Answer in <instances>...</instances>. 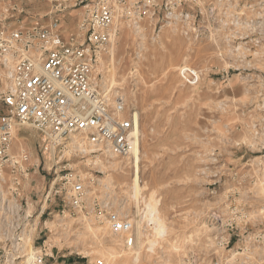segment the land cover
<instances>
[{
	"label": "rangeland",
	"instance_id": "rangeland-1",
	"mask_svg": "<svg viewBox=\"0 0 264 264\" xmlns=\"http://www.w3.org/2000/svg\"><path fill=\"white\" fill-rule=\"evenodd\" d=\"M51 1L16 0L21 12L14 19L18 18L22 26H47L55 16L60 33L69 38L76 32L80 6L72 8L74 2ZM222 2L231 10L230 15L241 14L240 33L259 36L257 56L245 61L224 60L217 57L211 42L187 40L169 27L153 33L156 21L152 20H143L138 28L127 23L117 26L108 60L109 79L138 117L141 190L136 197L131 187L134 168L130 154L95 163L89 157H72L69 162L71 170L81 178L95 179L94 183L85 184L89 188L86 212L90 211L88 205L93 198L105 200L108 194L113 208L128 213L135 222L136 217L141 220L144 204L154 192L165 225L162 238L156 237L154 226H147L144 219L139 242L127 252L92 215L80 213L65 225L59 222L54 215L61 204L53 193L62 183L52 188L54 184H50L51 178L45 171L48 166L42 170L35 134L29 127L16 128L15 148L31 154L32 166L40 164L21 178L17 201L21 214L32 215L26 233L34 225L32 221L46 209L39 225L42 228L45 222L49 232L39 235L41 228L35 231L34 225L32 235L33 250L45 240L48 253L53 256L46 258L45 264H95L98 259L104 264H178V251L170 242L193 226L186 228L188 221L178 213L189 209L199 216L214 207L217 200L230 201L226 200L227 194L223 195V188L232 187L241 196L247 194L246 200L252 201L256 210L264 206V150L257 147L264 145V0ZM58 4L61 7L57 8ZM181 65L201 70L198 86L191 88L180 82L177 68ZM253 124L260 129L256 136ZM94 169L97 174H92ZM215 174L222 179L216 198L209 195L208 187ZM140 196L145 199L143 204L139 202ZM149 240L157 243L152 250L148 248ZM8 250L6 247L5 251ZM135 254L139 257L136 263L132 261Z\"/></svg>",
	"mask_w": 264,
	"mask_h": 264
},
{
	"label": "built area",
	"instance_id": "built-area-1",
	"mask_svg": "<svg viewBox=\"0 0 264 264\" xmlns=\"http://www.w3.org/2000/svg\"><path fill=\"white\" fill-rule=\"evenodd\" d=\"M60 2H74L71 7L81 9L76 32L69 38L60 33L55 16L47 26L19 25L20 20L14 19L21 12L16 0H0V264H25L19 246L32 215L21 214L18 188L21 178L40 165L32 166L31 154L15 148L17 127H29L35 134L42 170L48 166L45 171L52 188L62 183L53 193L61 204L54 215L58 221L65 225L80 213L92 215L120 241L122 250L130 252L135 247L133 219L113 208L108 194L105 200L93 198L86 212L85 184L95 179L81 178L69 163L72 157H89L95 163L130 154L136 113L120 91L108 84L110 47L120 23L138 28L143 20L156 21L153 33L169 27L187 40L211 42L217 57L224 60L245 61L258 55L259 36L240 33L241 14L230 15L222 0ZM177 74L184 86L200 84L201 70L181 65ZM252 130L255 136L259 134L255 124ZM257 147L264 150V145ZM91 172L98 173L97 169ZM210 179L209 195L216 198L222 179L217 174ZM234 189L223 188L226 200H231H217L199 216L189 209L177 214L188 221L186 228L193 225L171 240L178 251V264H264V206L256 210L246 200L247 194L241 196ZM45 210L39 214L35 231L41 228ZM47 229L44 222L38 234ZM46 258L53 256L42 240L27 264H45ZM95 264L104 261L98 259Z\"/></svg>",
	"mask_w": 264,
	"mask_h": 264
},
{
	"label": "bare ground",
	"instance_id": "bare-ground-1",
	"mask_svg": "<svg viewBox=\"0 0 264 264\" xmlns=\"http://www.w3.org/2000/svg\"><path fill=\"white\" fill-rule=\"evenodd\" d=\"M113 49L114 48H112L111 53H113ZM108 84L110 85L111 89H113V87L116 86V84L112 80H110V79L108 81ZM132 125H133V141H132V148H131V151H130V160H131V165L134 168V170H133L134 172H133L132 178H131V187H132V190L134 192V197H136V195L141 190L140 179H139L140 177L138 175V165H139V162H140L141 152H140V149H139V142H138L139 122H138V117H137L136 114L133 117V123H132ZM153 193L154 192H151L150 198H149V201L147 202V204H144V212L142 213L141 220L139 219V217H138V219L136 217L137 220L135 219V222L134 223H135L136 233H137V236H136V244H137V242H139L137 238H138L139 234H141V231L143 229V226L144 225L142 226L141 224H143L142 220H144V219H146L148 221L146 223L147 226H149V227L151 225L154 226V229L156 231V237L162 238V236L164 234H166L165 233V225L163 223V220H162V217H161V214H160V210H159L158 205H157L158 200L157 199H154ZM131 197L134 199L133 196H131ZM141 198L142 197L140 196L139 200ZM142 201L144 203V201H145L144 197L139 202L142 203ZM42 210H43V207H42ZM142 211H143V209H142ZM138 214H139V211H138ZM37 221H38V219L36 218L32 222L34 223V225H36ZM34 225L31 226L28 229V231H27L28 233H26L25 231H23L22 240H21L22 243L19 246L21 252L24 254L23 256L25 257V259L23 261H24L25 264H27V263H29L31 261L33 255L36 252V251L33 250V247H32V235L34 233V228H35ZM27 227H28V225H27ZM26 228L24 230H26ZM26 235H27V237H26ZM175 238L176 237H174L173 239H175ZM25 239H26V241H25ZM170 243L172 245H174V247L176 249L175 244H173L172 241ZM156 244L157 243H155L154 240H149V242H148V248L150 250H152L153 247L156 246ZM137 254L133 255V260L132 261H134L135 263L138 262V259H139V257H138Z\"/></svg>",
	"mask_w": 264,
	"mask_h": 264
},
{
	"label": "crops",
	"instance_id": "crops-1",
	"mask_svg": "<svg viewBox=\"0 0 264 264\" xmlns=\"http://www.w3.org/2000/svg\"><path fill=\"white\" fill-rule=\"evenodd\" d=\"M20 23V22H19Z\"/></svg>",
	"mask_w": 264,
	"mask_h": 264
}]
</instances>
